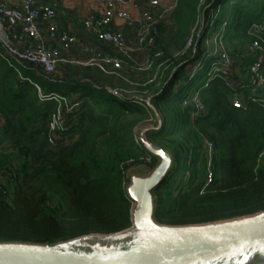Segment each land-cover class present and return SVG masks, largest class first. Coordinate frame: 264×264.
<instances>
[{"label":"trees","instance_id":"1","mask_svg":"<svg viewBox=\"0 0 264 264\" xmlns=\"http://www.w3.org/2000/svg\"><path fill=\"white\" fill-rule=\"evenodd\" d=\"M199 1L177 0L175 31L167 42L177 50L157 46L164 56L150 71L154 74L160 66L156 79L140 85L94 66L63 64L60 76H47L23 65L10 66L0 57V188L6 191L0 193V241L56 243L129 227L132 203L121 165L146 154L135 142V130L154 120L142 102L150 96L164 120L162 130L150 137L176 161L155 191L159 222L204 223L264 210V108L253 101L256 92L245 75L253 58L245 52L238 70L228 77L203 69L180 75L204 57L218 62L215 36L239 55L243 43L264 37V0H206L202 6ZM200 19L202 31L189 39ZM36 76L51 86L40 85ZM200 79L203 84L186 93ZM60 84L65 91L53 88ZM235 97L245 106L235 108ZM75 100L81 105L67 111ZM59 109L70 129L62 133L65 141L51 148L50 121ZM155 164V159L146 162L151 168Z\"/></svg>","mask_w":264,"mask_h":264},{"label":"water","instance_id":"2","mask_svg":"<svg viewBox=\"0 0 264 264\" xmlns=\"http://www.w3.org/2000/svg\"><path fill=\"white\" fill-rule=\"evenodd\" d=\"M142 102L152 110L154 123L141 126L136 138L156 164L130 169L125 176L132 203L129 227L56 243L0 241V264H264V210L204 223L159 222L155 191L176 161L150 137L164 126L153 96Z\"/></svg>","mask_w":264,"mask_h":264},{"label":"built area","instance_id":"3","mask_svg":"<svg viewBox=\"0 0 264 264\" xmlns=\"http://www.w3.org/2000/svg\"><path fill=\"white\" fill-rule=\"evenodd\" d=\"M98 1L101 8L84 19L83 29L107 47L110 52L95 53L86 61L72 59L68 52L80 43V39L58 31L55 24L58 0H20L19 4L11 0H0V57L10 66L23 65L47 76L54 75L58 67L63 64L94 66L107 75L120 77L126 83L134 85L126 76L128 71H151L156 62L164 56L163 50L157 49L158 37L161 27L171 21L175 4L164 6L161 0H145L148 7L143 8L141 0ZM133 10L138 12L133 13ZM118 21L122 22L123 26L119 27ZM254 28L257 31L263 30L262 26ZM127 31L132 35L131 38ZM138 52L147 55L143 64L132 63L134 55ZM245 52L248 57L253 58L252 64L246 68V81L254 86L256 99L253 101H258L264 108V76L262 75L264 37L258 36L256 40L246 45ZM213 54L217 56V63L221 66L212 63L213 68L210 72H220L227 77L238 70V64L243 59L241 55L235 56L223 45H217ZM159 68L160 66L151 80L156 79ZM15 70L20 72L17 68ZM19 75L22 77L21 74ZM36 87L39 89L38 85ZM118 94L128 95L123 90H118ZM49 99L58 100L60 98L51 96ZM80 105L81 101L75 100L68 106L67 111L78 108ZM233 106L241 108L245 106V102L241 97H235ZM197 108L204 111L199 103ZM50 129L52 135L49 138V145L55 148L65 141L62 133L70 129V123L60 109L52 115ZM2 130L3 125L0 118V136ZM135 142L139 144L136 135ZM207 145L209 151H212L213 145L211 143ZM211 156H209L210 159ZM151 160L152 156L148 153L137 160L128 159L121 165L123 174L126 176L133 167L146 164ZM128 167L131 168L128 169ZM212 177L209 171L208 182L212 180ZM0 193L6 195V191L2 188H0Z\"/></svg>","mask_w":264,"mask_h":264},{"label":"crops","instance_id":"4","mask_svg":"<svg viewBox=\"0 0 264 264\" xmlns=\"http://www.w3.org/2000/svg\"><path fill=\"white\" fill-rule=\"evenodd\" d=\"M15 4H19L20 0H11ZM162 2V0H161ZM141 6L143 8L148 7L145 0H141ZM101 8L98 0H58L56 4V27L60 33L77 36L80 39V43L76 44L68 55L72 59H78L86 61L91 58L95 53L110 52L109 49L99 43L91 34L87 33L83 29L84 19L92 12ZM138 11L133 10V13ZM118 26H123V23L118 21ZM46 33V29L44 30ZM128 36L132 35L127 31ZM147 55L144 53H136L134 55L132 63L143 64L146 61ZM131 63V64H132ZM62 72V65H60L56 71V74L60 76ZM141 73V74H140ZM138 72L136 70L128 71L126 76L134 83V85H140L153 79V73ZM141 75H144L142 77ZM145 78V79H143ZM123 81V79H122ZM132 85V84H131Z\"/></svg>","mask_w":264,"mask_h":264},{"label":"rangeland","instance_id":"5","mask_svg":"<svg viewBox=\"0 0 264 264\" xmlns=\"http://www.w3.org/2000/svg\"><path fill=\"white\" fill-rule=\"evenodd\" d=\"M205 1L206 0H200L199 2H200V5L202 6L204 3H205ZM161 4L162 5H164V6H169V5H171V4H177V0H162V2H161ZM203 24H204V21H202L201 19H200V21H198V26L196 25V26H194L193 28H192V30H191V34H190V36L188 37L189 39L191 38V36L192 35H195L198 31H202V29H203ZM174 22L172 21V15H171V21H169L167 24H165V25H163L162 27H161V29L163 30V34L160 36V38L158 37V46L159 45H164V46H167V47H170L169 48V50L172 52V51H175V50H177L176 48H177V46L175 45V43H169V44H167V42L169 41V36H170V33L171 32H174L175 31V29H174ZM161 30V31H162ZM217 31H220V26L217 28ZM187 38V42H189V39ZM211 38H213V35H211ZM208 41V40H207ZM215 41V42H214ZM211 42V41H210ZM213 42H214V49H215V47L217 46V45H222L220 42H219V37L218 36H215L214 38H213ZM244 45L242 46V57H244L245 55V51H244V49H245V45H247V43H243ZM224 47H226L225 45H223ZM160 47V46H159ZM162 49V48H161ZM213 52V51H212ZM231 52L235 55V56H238L239 54L238 53H236V52H234V50H231ZM181 56H183V54L182 53H176V57H181ZM205 58V57H204ZM202 59L201 61L199 60V61H194V62H191V63H189V65H188V67L186 68V70H184V71H182L181 73H180V75L182 74V73H185V74H187V75H193L197 70H199V69H203V70H205V71H210V69L211 68H213V65L211 64V62H209V61H204V60H206V59ZM236 62H237V60H236ZM237 64H238V62H237ZM200 66V67H199ZM140 73V72H139ZM141 74V73H140ZM180 75H179V77H180ZM142 77H144V75H141ZM143 79H145V78H143ZM34 80L35 81H37L40 85H42V86H44L45 88H49L51 85L49 84V82L48 81H45L43 78H41V77H35L34 78ZM203 82H204V80L202 79H200V80H197V82L194 84V85H192V87H190V88H187V90H186V93H188V94H193L194 92H195V90L197 89V88H199L202 84H203ZM53 88L54 89H57V90H63V91H65L66 89H65V86L64 85H62V84H60V85H53ZM243 96V94H241V97ZM152 123H154V120L153 119H148V120H146V121H144V122H142V123H140L139 124V126L136 128V130H135V132H137V130L141 127V126H144V125H146V124H152ZM155 143H157L155 140H153ZM158 144V143H157ZM142 166H147V167H149L148 165H146V164H141V165H138V166H135V167H133L132 169H134V168H138V167H142ZM149 168H151V167H149Z\"/></svg>","mask_w":264,"mask_h":264}]
</instances>
